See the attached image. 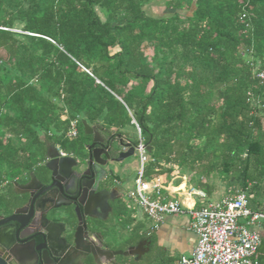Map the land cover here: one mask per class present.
Returning a JSON list of instances; mask_svg holds the SVG:
<instances>
[{"label":"trees","instance_id":"trees-1","mask_svg":"<svg viewBox=\"0 0 264 264\" xmlns=\"http://www.w3.org/2000/svg\"><path fill=\"white\" fill-rule=\"evenodd\" d=\"M153 2L0 0V213L25 202L15 183L48 179L50 149L86 152L85 125L137 147L136 124L146 180L188 174L208 197L246 190L264 212V0H164L166 16L147 12ZM126 210L118 200L116 217ZM132 231L127 244L152 242Z\"/></svg>","mask_w":264,"mask_h":264},{"label":"flooded vegetation","instance_id":"flooded-vegetation-1","mask_svg":"<svg viewBox=\"0 0 264 264\" xmlns=\"http://www.w3.org/2000/svg\"><path fill=\"white\" fill-rule=\"evenodd\" d=\"M99 134L103 141H97L93 145L94 135L91 134L92 140L87 144L86 152L82 155L75 156L67 153L65 156L59 155L56 157L65 166L62 173L52 176V170L49 169V164L54 159L50 155L56 153L55 148H52L49 157L42 163V166L46 168L44 171L49 175L48 179L42 178L43 173H41V177L30 173L28 178L21 180L19 183L21 186L26 185L31 181L33 175L40 182V185L34 183L30 187V194H26L25 202L17 207L20 208L26 205L30 197L33 199L26 209L28 215L36 214V224L30 228L31 231L42 227L41 223L44 220L45 213L50 220L64 224L65 230L62 232L61 237L53 243V253L46 247L49 250V258H46L42 236L36 232L31 234L30 238L35 240L36 245L41 247L38 250L40 262L44 260L45 264H88V261H93V264H133L134 262H142L149 253L148 251L142 256L129 257L117 255L114 259H110L109 255H103L101 258L98 255V248L101 246L100 241L103 243L100 249L107 251L126 250L132 246L127 244L130 234L129 236L126 234L125 222L123 219L116 217L117 201L113 199L117 195V191L112 192L116 188L114 173L122 163L116 162L119 154L116 153L115 149L118 147L121 151V145L127 141L116 136L105 137L101 132ZM68 157L73 158L69 168L66 162L63 161L64 158ZM25 189L28 188H18V190ZM101 190H108L111 193H107L106 197L102 199L97 196ZM65 192L68 195H65ZM34 199L36 207L32 210ZM123 201L121 196L119 203L123 205ZM85 205H87V209ZM12 213L0 214L9 216ZM78 214H80L83 223L87 225L82 236H85L86 231L88 240L81 241L80 246L77 247L74 236L80 224ZM114 222H118L117 227L113 226ZM82 224L81 226H83ZM117 241L119 243L115 245ZM92 251L97 255H93ZM4 252L5 250H0L1 254ZM32 261L34 262V260Z\"/></svg>","mask_w":264,"mask_h":264},{"label":"built area","instance_id":"built-area-1","mask_svg":"<svg viewBox=\"0 0 264 264\" xmlns=\"http://www.w3.org/2000/svg\"><path fill=\"white\" fill-rule=\"evenodd\" d=\"M256 75L264 82V68ZM77 124V119L70 121L69 137L77 136ZM136 126L140 136L136 147L140 169L135 188L127 196L134 199L140 210L153 221L152 230L157 229L167 215L185 214L189 217V228L198 236L192 252L182 256L175 264H259L255 257L261 243L259 228L264 227V212L252 209L248 192L239 190L209 201L205 191L191 187L188 194L198 196L200 206H185L180 199L165 197L161 178H144L149 156L140 129ZM55 149L60 156L67 154L60 147Z\"/></svg>","mask_w":264,"mask_h":264},{"label":"water","instance_id":"water-1","mask_svg":"<svg viewBox=\"0 0 264 264\" xmlns=\"http://www.w3.org/2000/svg\"><path fill=\"white\" fill-rule=\"evenodd\" d=\"M3 58L0 56V60ZM86 132L88 134L94 135L93 145L97 141H103L102 137H100L99 132L95 126L85 125ZM122 150L119 152V156L116 158V162H123L125 159L132 157L136 154V146L133 145L131 142L123 143ZM91 148V147H90ZM150 148H147L149 150ZM56 150V149H55ZM96 152V151H95ZM59 156V153L53 155L51 154L50 157L53 159L49 164V169L52 170V176H55L58 173H62L65 166L59 162V159L56 157ZM63 161L66 162L67 167L71 166V162H73V158H64ZM34 183L40 185L38 179L33 175L30 182L26 185L21 186L19 183H15L16 192L18 194L26 195L30 194V187L33 186ZM19 187L28 188L25 190H18ZM116 192V190H112V192ZM107 193H111L108 190H101L98 193V197L104 199ZM68 195L67 192L64 193ZM121 198V195L117 194L114 197V201H118ZM33 201L30 197L23 207L17 208L11 215L4 216L0 214V250L3 249L5 252L3 254L0 253V264H45L44 260L39 261L38 259V250L41 248L40 245H36V241L30 238L31 234L36 232L39 233L43 238V247L45 248L46 258H49V250L53 253L52 246L60 237L62 232L65 230L64 224L59 223L53 220H50L46 213L44 216V220L41 223V228H36L35 231H31L30 228L36 224L35 223V216L28 215L26 212L27 206ZM108 205V204H107ZM36 207L35 199L33 202L32 210ZM87 209V205H85ZM35 212V211H34ZM78 212V208H77ZM86 212V211H85ZM87 214V212H86ZM79 217V226L77 228V232L75 233V243L80 246L81 241L88 240V233L85 231V236H82L84 228L87 227L86 223H83L81 220L80 214ZM83 223V224H82ZM81 224L83 226H81ZM100 248H102L103 243L100 241ZM151 241L143 240L140 241L136 245H132L126 250H116V251H107L98 248L99 257L101 258L103 255H109L110 259H114L117 255H122L125 257L140 255L142 256L146 252L150 251ZM48 247L49 250L46 249ZM107 251V252H106ZM93 252V251H92ZM93 255H97L93 252ZM34 260V262L32 261Z\"/></svg>","mask_w":264,"mask_h":264},{"label":"crops","instance_id":"crops-1","mask_svg":"<svg viewBox=\"0 0 264 264\" xmlns=\"http://www.w3.org/2000/svg\"><path fill=\"white\" fill-rule=\"evenodd\" d=\"M116 169L117 171L114 173L116 188L114 190H116L117 194L121 195L122 198L125 196L128 200H133V202L137 204L134 199L127 196L128 192L133 190L135 186L132 188L130 180L122 177V174L120 173L121 171H124V169H122L120 165ZM191 187L195 188L190 179H188L185 175L177 174L167 182H163L162 193L169 199H180L185 206H200L201 199L198 196H190L188 194ZM212 196L218 200L223 195L219 193L216 194V192H214ZM124 204L127 210L125 212V216L121 215L120 218L123 219L126 224L125 227L127 228V236L133 232L132 230H134L135 226H139L141 224L143 231H147L152 237V243L155 244L158 250L157 257L159 262H161L160 264H175L182 256L189 255L192 252L197 243L198 236L189 228V217L187 215H167L164 222L159 224L157 229L152 230L153 221L140 210L138 205L137 207L140 213L138 211L134 212V209L130 208L128 202L127 204ZM140 214L141 218L138 217ZM117 225L118 222H114L113 226Z\"/></svg>","mask_w":264,"mask_h":264},{"label":"rangeland","instance_id":"rangeland-1","mask_svg":"<svg viewBox=\"0 0 264 264\" xmlns=\"http://www.w3.org/2000/svg\"><path fill=\"white\" fill-rule=\"evenodd\" d=\"M155 2L153 4H150L146 7V10L148 13L152 14V15H169L172 14L171 13V10H166V7L165 5L163 4L164 0H154ZM151 51L148 50L147 53H150ZM0 56L2 58H5L6 57V53L0 49ZM130 133L135 137L137 135V133L133 130V128H130ZM138 136H139V133H138ZM147 165V164H146ZM120 167L122 169H124V171H121L120 174H122V177L125 178V179H129L130 180V183H131V187L133 188L135 186V180H136V177L138 176V172H139V169H140V158L138 156V154L136 153L134 156L132 157H129L127 159H125L121 164H120ZM185 176L190 179L191 176L188 175V174H185ZM215 179V182L217 183V185L219 184V177L217 176ZM224 189L222 186H219L217 187L216 189V194H221V195H225L224 194ZM123 200H125L124 202L127 204H129L130 208L134 209V212L138 211V207H137V204H135V202H133V200H128L127 197H123ZM127 200V202H126ZM208 200L209 201H216V198L214 196H210L208 197ZM140 213V212H139ZM139 218H141V214L138 216ZM241 222H245L244 219H241ZM118 226V225H117ZM116 226V227H117ZM117 238H120V237H117ZM119 243L118 241L115 242V245ZM161 260V258H160ZM162 261V260H161ZM161 262H159L158 259L154 260L152 263L150 264H160Z\"/></svg>","mask_w":264,"mask_h":264}]
</instances>
